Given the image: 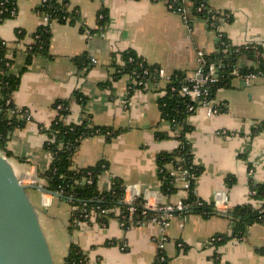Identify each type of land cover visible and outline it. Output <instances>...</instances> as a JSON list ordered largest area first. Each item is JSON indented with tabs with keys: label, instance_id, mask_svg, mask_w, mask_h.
Listing matches in <instances>:
<instances>
[{
	"label": "crops",
	"instance_id": "1",
	"mask_svg": "<svg viewBox=\"0 0 264 264\" xmlns=\"http://www.w3.org/2000/svg\"><path fill=\"white\" fill-rule=\"evenodd\" d=\"M40 6L41 0H18L16 17L0 25V37L12 47L17 30L25 33L23 47L15 55L14 75L26 65L25 46L46 24ZM209 6L211 12L231 15L233 20L221 17L212 29L188 8L184 16L171 11L168 0H70L69 8L79 11L80 22L52 23L50 56L33 59L13 96L15 105L31 115L7 143L9 160L22 182L44 186L38 175L49 169L52 156L44 149L48 136L40 126L50 129L59 117L54 104L79 92L88 101L80 105L72 100L65 121L81 124L89 119L95 126L113 127L120 133L110 141L103 135L85 139L73 158V168L105 161L109 169L98 180L101 192L110 190L113 178H120L129 193L140 197H161L163 203L172 204L185 200L187 192L178 183L181 190L169 201L158 176L157 156L180 145L177 132L161 116L159 101L166 83L160 78L132 90L135 79L129 74L112 80L123 66L116 55L129 49L165 74L186 71L189 79L196 76L199 53L216 52L221 36L235 46L259 44L264 49V0H209ZM101 9L108 13L104 35L98 33ZM82 55L90 64L80 70L73 59ZM214 104L225 110L209 115L206 107H199L188 118L193 129L187 139L194 163L203 171L196 193L208 204H215L219 196L228 208L250 204L261 209L264 201L252 198L250 184H264V133L252 136L251 129L264 121V78H255L251 86L234 78L230 88L218 90ZM31 197L58 264H66L72 244L88 255L90 264H154L163 238L169 264H264V223L249 226L242 239L219 246L213 243L215 236L231 233L229 220L221 215L204 218L190 212L173 217L166 227L149 222L125 229L116 209L107 226L95 217L72 229L76 208L71 203L37 190H31Z\"/></svg>",
	"mask_w": 264,
	"mask_h": 264
},
{
	"label": "trees",
	"instance_id": "2",
	"mask_svg": "<svg viewBox=\"0 0 264 264\" xmlns=\"http://www.w3.org/2000/svg\"><path fill=\"white\" fill-rule=\"evenodd\" d=\"M45 1L39 7V12L49 17L50 22L40 26L33 35V43L25 46L26 65L19 75H14L12 68L15 64L16 53L23 47L25 33L22 30H17V39L13 47L0 37V152L7 158H12L11 152L7 149V143L13 132L23 128L31 120L30 112L27 109H19L13 100V96L21 84V75L32 64L35 57L50 56L53 22L76 25L81 19L78 10H70V0ZM169 3H174L175 8H181L184 11L188 8L194 16L208 21L212 29L216 28L217 20L221 17L228 22L233 20L231 15L211 12L209 0H168V5ZM17 6L18 0H0V25L16 17ZM107 14L105 9H101L98 14V16L103 15V19L99 20V25L103 29H106L108 23ZM11 53L12 55H10ZM116 57L121 59L123 66L119 67L113 75V82L122 75L129 74L137 82H143L142 85L132 87L134 90L145 87L149 82L161 80L158 74L160 66L148 64L135 51L129 49L118 53ZM205 60L204 74L208 73L211 65H215L219 71L217 81L205 86V89L209 90L208 100L212 102H214L218 90L230 88L234 78L249 75L264 78V49L259 44L235 46L228 38L221 36L217 51L206 55ZM73 62L80 70L87 68L90 64L85 55L74 58ZM190 84L186 71H175L171 75L169 83L164 87L165 94L159 101L162 119L170 122L174 131L180 129L176 136L180 143L179 147L171 153H161L156 158L161 192L169 201L180 189L178 187L179 173L187 171L189 178L192 175L199 178L203 173L202 169L194 163L193 146L187 139L193 129L188 125V118L195 114V111H191L190 107L197 108L198 105L180 93L183 86ZM72 100L80 105H84L88 101L87 97L79 92L74 93L70 100H58L53 108L58 111L59 117L48 130L40 126L41 132L48 136L44 149L50 152L52 161L49 169L38 176L45 188L61 194L63 200L68 201L76 208L71 218L72 229L78 227L80 223L88 222L86 215L91 212L96 214L97 221L101 225L107 226L108 222L116 217V209L120 210L121 215L128 214L129 206L124 202V183L120 178H113L110 190L101 192L98 188V180L108 171L109 165L105 161H101L95 166L76 170L73 168V158L85 139L103 135L110 141L119 135L120 131L113 127L95 126L89 119L83 120L81 124L67 123L65 120L70 114ZM218 109L219 112L225 110L223 106H218ZM261 133H264V121L255 124L251 129L252 136ZM230 182L229 185H232L234 180L231 179ZM250 186L252 198L264 201V184L256 185L251 182ZM143 203L140 198L134 204L137 208V212L134 214L135 224L138 221L144 222L157 216L153 212L142 216ZM184 203L190 206L186 213H197L204 218L221 215L229 220L231 233L218 234L214 238L213 243L219 246L232 239H242L249 226L264 223V204L261 209L247 204L218 212L215 204H208L198 197L195 180H191ZM128 227L129 224L125 226V229ZM261 253L264 255V249ZM160 255H165V253ZM66 264H90V262L88 255L78 245L72 244ZM165 264H169L167 257Z\"/></svg>",
	"mask_w": 264,
	"mask_h": 264
},
{
	"label": "water",
	"instance_id": "3",
	"mask_svg": "<svg viewBox=\"0 0 264 264\" xmlns=\"http://www.w3.org/2000/svg\"><path fill=\"white\" fill-rule=\"evenodd\" d=\"M31 190L63 199L40 184H24L0 152V264H58Z\"/></svg>",
	"mask_w": 264,
	"mask_h": 264
},
{
	"label": "built area",
	"instance_id": "4",
	"mask_svg": "<svg viewBox=\"0 0 264 264\" xmlns=\"http://www.w3.org/2000/svg\"><path fill=\"white\" fill-rule=\"evenodd\" d=\"M156 1V0H155ZM46 1L45 0H41V5L44 4ZM169 9L177 14L183 15L185 11L182 10L181 8H175L174 7V3L168 5ZM184 12V13H183ZM42 14V13H41ZM45 17L46 20V24H48L50 22L49 17L45 16L44 14H42ZM98 19L101 20L103 19V15H99ZM45 24V25H46ZM91 35L92 33L89 32ZM100 35H104L105 34V29H103V27H100L99 25V32ZM205 54L200 52L199 53V57H198V63H199V67L198 70L196 72V76L192 79H189V82L191 83L190 85H185L181 88L180 93L182 94V96H187L189 97V99L193 102V103H197L198 107L194 108L193 106L190 107L191 111H197V109L199 107H206L209 110V115H215L217 113H219V109L217 104H214V102L209 101L208 100V95H209V90L205 89V86L209 83H215L218 79V69L215 67V65H211L209 68V71L207 74H204V66L206 65V60H205ZM159 77L166 83L168 84L170 79H171V75H167L165 74V71L162 70L160 68V70L158 71ZM255 78H257L254 75H249L246 77H242L241 79H243L244 83L246 86H251L252 84V80H254ZM143 82H137L135 79V86L136 85H142ZM175 132L179 133L180 129H176ZM189 174L187 171H183L181 173H179V179H178V183H181L184 185L185 191L187 192L188 189L190 188L191 185V180H195V183L197 182L198 178H195L194 175L191 176V178L188 177ZM38 184V182L36 183ZM130 192V189H126L125 188V197H124V202L129 206L128 207V214H123L121 215L119 213V217H120V222L123 225V227H125L127 224H129V227L132 226H138V225H143L149 222L152 223H157L159 225H161L162 227H166L168 226L170 220L181 214V213H186L188 212L190 206L184 203V200H180L179 202H177L176 204H172V203H163L161 200V197L158 198L157 200L152 199L149 196H145V197H140L138 194H136V192ZM142 198L143 200V211H142V216L147 215L148 212H153L156 213L157 216L153 217L150 220H145L143 221H138L135 224V219H134V214L137 212V208L135 207V202ZM215 207L218 210V212H223L228 210L229 208L225 206V204H223V202L220 200V197L217 196L216 197V202H215ZM96 217V214L94 212H91L90 214L86 215V218L88 220H92L93 218ZM167 239L163 238L162 240H160L159 242V253L157 254V257L155 259L154 264H165L166 262V257L165 255H160L161 253H164V248H165V244H166Z\"/></svg>",
	"mask_w": 264,
	"mask_h": 264
},
{
	"label": "rangeland",
	"instance_id": "5",
	"mask_svg": "<svg viewBox=\"0 0 264 264\" xmlns=\"http://www.w3.org/2000/svg\"><path fill=\"white\" fill-rule=\"evenodd\" d=\"M54 255H55V253H54ZM55 258H56V256H55Z\"/></svg>",
	"mask_w": 264,
	"mask_h": 264
}]
</instances>
